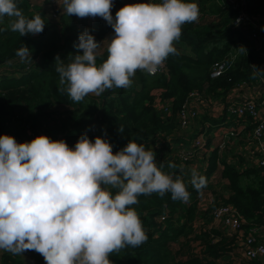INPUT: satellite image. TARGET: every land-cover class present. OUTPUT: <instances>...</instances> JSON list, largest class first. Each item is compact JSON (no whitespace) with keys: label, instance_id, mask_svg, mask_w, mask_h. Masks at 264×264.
Here are the masks:
<instances>
[{"label":"trees","instance_id":"16d2710c","mask_svg":"<svg viewBox=\"0 0 264 264\" xmlns=\"http://www.w3.org/2000/svg\"><path fill=\"white\" fill-rule=\"evenodd\" d=\"M244 1L248 17L262 14L264 0ZM190 2L198 5L200 20L182 26L179 41L188 52L177 50V54L169 55L163 63L165 74L151 76L138 70L135 73L139 84L137 90L114 88L100 96L88 95L79 103L73 102L61 90L55 58L59 56L65 65L68 64L77 52L74 44L78 43V37L85 29L101 44L112 32L111 26L100 17H91L90 22V17L68 16L63 10V0H16L28 18L40 13L45 22L40 34L21 37L9 29L11 18H0V135L13 136L17 143L30 142L45 135L52 140H64L69 147H74L79 137L87 133L93 141L97 136L106 139L112 144L113 152L122 149L128 141H135L153 150L157 164H164L162 170L181 176L187 186L189 204L173 201L170 194L163 198L156 194L138 198L139 203L132 207L142 221L147 242L111 253V264H235L228 258L232 239L224 231L207 227L211 220L210 210L220 204L233 205L246 219V227L264 226V181L261 176L264 169H240L239 165L246 159L235 152L236 147L243 146L240 138L227 142L223 159L217 149L212 150L209 157L200 156L201 162L208 164L201 174L207 183L199 191L190 184L189 166L193 161L175 159L177 152H191L196 137L206 136L200 125L206 120L202 113L198 116L200 120L189 130L178 131V112L189 100V95L198 92L213 101L223 99L236 87L254 81V66L258 69L260 65L261 48L249 38L251 26L245 28L234 24L240 8H235L229 0ZM113 5L120 7L122 2L113 0ZM80 25L83 27L79 28ZM238 41L242 42L247 53L241 51L238 54L235 50ZM25 46L29 48L30 56L21 62L16 51ZM106 58L107 48H103L98 52L97 64ZM216 62L223 63L225 70L220 77L213 79L210 71ZM160 103L169 108L168 113L157 106ZM55 107L61 111L55 112ZM226 158H229V165ZM218 162L222 165V177L228 181V197L216 192L208 210L199 211V195L209 186V178ZM169 163L176 167L169 168ZM165 214L167 217L161 222L159 218ZM182 239L190 242L189 250H180L179 241ZM174 243L179 244L175 251L171 247ZM24 252L28 260L23 259L24 255L21 257L1 250L0 264H45L39 253L33 250Z\"/></svg>","mask_w":264,"mask_h":264},{"label":"clouds","instance_id":"9594fccd","mask_svg":"<svg viewBox=\"0 0 264 264\" xmlns=\"http://www.w3.org/2000/svg\"><path fill=\"white\" fill-rule=\"evenodd\" d=\"M63 5L68 16L100 17L114 30L100 64L101 44L88 29L74 44L71 62L65 65L55 58L61 90L76 103L90 94L129 88L138 70L157 73L169 55L177 54L174 44L182 26L200 15L190 0L126 4L115 17L113 0H63ZM5 16L11 18L9 29L21 37L40 34L45 27L40 13L28 18L16 0H0V18ZM238 49L247 53L243 46ZM16 55L24 62L29 48L18 49ZM254 68L253 76L264 72ZM163 168L153 150L135 141L113 152L106 139L97 136L93 141L87 133L74 147L45 135L24 143L0 135V250L14 255L33 250L45 264H111V253L147 242L132 207L140 196L170 194L173 201H189L182 177ZM190 182L198 191L207 183L195 169Z\"/></svg>","mask_w":264,"mask_h":264},{"label":"built area","instance_id":"2783aa9c","mask_svg":"<svg viewBox=\"0 0 264 264\" xmlns=\"http://www.w3.org/2000/svg\"><path fill=\"white\" fill-rule=\"evenodd\" d=\"M235 8H240L239 15L236 17L234 24L243 25L247 28V25L251 26L249 31V38L257 42V47L261 48L262 38L264 36L263 22H264V10L262 14L250 18L245 13V1L244 0H229ZM243 46L242 43L237 42L235 44L236 51L241 52L238 48ZM244 47V46H243ZM259 50V49H258ZM235 55H233L234 57ZM225 66L223 63H214L211 67L210 76L215 79L221 76L224 72ZM166 67L162 64L154 75L165 74ZM150 75V74H149ZM153 76V75H151ZM261 86L264 90V79L261 80ZM241 86V85H240ZM239 87V86H238ZM236 87L235 89H237ZM234 89V90H235ZM251 98V97H250ZM236 99H238L236 101ZM236 99H229L225 108L227 113L234 117L236 121H240L238 126L230 127L225 131H222V135L214 148L218 150L220 158H225L226 149L224 148L229 140L230 142L238 140L243 134L245 124H249L251 129L247 132L245 142L243 146L236 147L235 152L245 157L254 167L264 169V99L259 96L255 98H243L239 96ZM159 103V102H157ZM217 103L209 98L203 97L198 92H193L189 95V100L184 103L179 112V132L184 133L185 130H189L192 125L198 120V116L203 109L216 108ZM165 112H169L167 106H160ZM203 114V113H202ZM233 139V140H232ZM192 149L189 153L186 151L177 152V158L182 161L190 160V157L198 156L199 152L206 147V138L203 135H199L192 141ZM191 157V158H192ZM226 164L229 165V158H226ZM217 166L222 169V165L217 163ZM262 178L264 181V170L262 172ZM210 202L206 200H199L198 210L207 211ZM210 223L209 229L224 231L225 235L232 239L233 245L228 258L235 264L243 262L261 261L264 257V226L257 228L256 226H247V221L243 218L236 208L230 204H220L210 210ZM167 214L161 216L159 220L162 222L166 219ZM198 222H203L198 220ZM199 251L198 249L196 250Z\"/></svg>","mask_w":264,"mask_h":264},{"label":"crops","instance_id":"0c3cea01","mask_svg":"<svg viewBox=\"0 0 264 264\" xmlns=\"http://www.w3.org/2000/svg\"><path fill=\"white\" fill-rule=\"evenodd\" d=\"M121 2H122V5H120V7L116 6V8L113 7L111 9V13L113 17H115L116 12L121 7L125 6L126 4H132V1L128 3H125L123 1ZM238 42L242 43L241 41H238ZM176 49L179 51L183 50L181 46H178V48ZM259 59H260V65L258 69L264 70V41L263 43L261 42V50L259 51ZM255 77L256 78L254 81L243 83L237 89L231 90L225 96V98L215 101L217 105H216V108H214L213 110L203 109L201 111V113H203L202 115L206 118V120H203L202 123L200 124L202 125L201 128L204 130V134L206 135L205 136L206 137V147L202 151L199 152L198 157L196 159L192 160L194 163H191V166H189L191 170L195 169L196 172L199 175H201L207 169L206 167L208 163H202L200 156L204 155L205 158L209 157L212 152L211 149L216 146V144L218 143L222 135L221 132L225 131L231 126L232 127L238 126L239 123H242L240 121H236L235 118H233L227 113L225 106L227 102L229 101V99H236L239 96H242L243 98L259 96L261 99H264V90L260 84L261 80L264 79V72L257 74ZM132 81L135 82V85L137 86L135 87V90H137L139 88V84L137 81V77L135 75L132 78ZM215 122L217 123L214 124ZM244 125H245V129L243 130V134L240 137V140L244 142L243 145L246 144L245 142L246 135H247V132L251 129L248 123L247 124L244 123ZM219 127H221L220 130L218 129ZM239 166H240V169L242 170L254 168V165H252V163H250L247 159H245L244 163L242 161V164H240ZM184 167L185 165H181V168H184ZM186 170L187 169H185V171ZM208 184L209 186L200 193L199 195L200 200H206L207 202H210L211 204V202L214 199V193L216 192L222 193L223 195H225V197H228V192H229L228 191V181L224 177H222V169L219 168L218 166H216L215 171L210 176ZM219 230L222 231L221 229ZM183 242L184 240L182 239L179 241V244L182 245ZM179 244H176L177 249L179 248ZM18 255L22 257L24 255V252ZM23 259L28 260L27 257ZM260 263L264 264V257L261 259Z\"/></svg>","mask_w":264,"mask_h":264},{"label":"rangeland","instance_id":"374dc122","mask_svg":"<svg viewBox=\"0 0 264 264\" xmlns=\"http://www.w3.org/2000/svg\"><path fill=\"white\" fill-rule=\"evenodd\" d=\"M118 1H123V2H125V3H128V2H130V1H132V4H135V3H146V2H152V0L151 1H149V0H118ZM158 2V1H157ZM152 3H155L154 1L152 2ZM206 18H204L203 20H205ZM198 20H200V19H198ZM202 20V21H203ZM89 21L90 22H92V19H91V17H90V19H89ZM206 21V20H205ZM200 22V21H199ZM83 26L82 25H80L79 26V28H82ZM114 35V30H112V32L108 35V36H106V38H105V40L101 43V46H100V49L98 50V52H100V51H102V49L103 48H107V46H108V43H109V39H111L112 38V36ZM176 45H178V46H181L182 48H183V50H182V52H188V49L182 44V43H180V41L178 40V41H176L175 42V44H174V46L176 47V48H178V46H176ZM236 50V49H235ZM233 57V56H232ZM1 76V75H0ZM133 78V77H132ZM135 87H137L136 85H135V82L134 81H132V84H131V86L128 88V89H135ZM248 99H251V98H255V97H247ZM238 99H236V101H237ZM157 106H163V104L162 103H160L159 105H157ZM61 111V109H59L58 107H55V112H60ZM55 119H59L58 117H55ZM219 130L221 129V127H219L218 128ZM192 157V156H191ZM190 157V159L191 160H193L195 157L193 156L192 158ZM194 163V162H193ZM172 173V172H171ZM174 174V173H173ZM190 174H192V170L190 171ZM190 184H191V182H190ZM185 204H189V202L188 203H185ZM175 221H177V218L175 219ZM172 250L173 251H175L176 249H177V245L176 244H173L172 246ZM189 247H191L190 246V242L189 241H187V240H184V242L182 243V247L180 248V250H182V251H184V250H189ZM27 256H26V254H25V252H24V258H26Z\"/></svg>","mask_w":264,"mask_h":264},{"label":"water","instance_id":"95a60500","mask_svg":"<svg viewBox=\"0 0 264 264\" xmlns=\"http://www.w3.org/2000/svg\"><path fill=\"white\" fill-rule=\"evenodd\" d=\"M90 95H92V94H90ZM92 96H96V95H92Z\"/></svg>","mask_w":264,"mask_h":264}]
</instances>
